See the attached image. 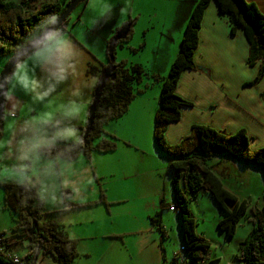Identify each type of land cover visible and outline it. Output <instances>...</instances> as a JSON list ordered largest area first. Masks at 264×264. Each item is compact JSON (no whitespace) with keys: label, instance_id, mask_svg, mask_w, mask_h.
Here are the masks:
<instances>
[{"label":"crops","instance_id":"crops-1","mask_svg":"<svg viewBox=\"0 0 264 264\" xmlns=\"http://www.w3.org/2000/svg\"><path fill=\"white\" fill-rule=\"evenodd\" d=\"M163 1L174 2L172 5H175V13L172 18L171 15L170 18L164 15L157 23L162 34L153 47L155 57L157 55L155 61L148 62L147 58L144 60L143 57L134 58L135 55L149 50L147 28L141 32L143 44L141 41L136 44L137 32H134L131 41L120 47L122 64L141 66L147 74V82H143L145 78L142 77L137 87L141 94L132 100L128 110L120 118L108 121L104 125L103 134L101 132L97 134L98 139L111 146L112 150L106 152L94 150L92 154L90 152L87 155L89 161L91 159L94 161L96 154L104 158L94 167L95 185L100 186L102 183V186L91 193L90 199L84 198V191L78 197L72 190H67L70 200H64L61 193H58V196L50 192L41 195L36 188L38 197L41 196L43 199L40 198L43 210L39 213H55L41 216L39 223L51 222L61 227L66 238L75 242L78 255L74 264H122L120 259L123 258V250L130 256V260L137 261V264H167L166 253L169 254L167 247L171 244L175 228L178 229L180 242L178 240L177 247L175 244L177 239L172 241L174 245L172 255L179 256L184 251L180 219L174 208L172 171L168 159L158 150L153 138L161 84H154L148 77L152 79L154 76L167 77L171 64L180 52L186 25L198 0ZM248 1L255 3L264 14V0ZM157 16L155 13L154 18ZM128 19L125 14L109 19L105 25L106 37L102 42L98 40L97 50L93 48L90 39L86 38V33L82 44L71 37L70 30L65 29L62 32L65 39L74 42L75 48L62 44L59 38L53 41L59 53L63 48L67 49L70 52L69 59H74L73 62L77 65V77L73 78L75 82L59 89V94L65 101L77 106L76 111L73 112L71 108L62 113L51 111L43 113L37 107L25 113V97L17 95L18 91L14 90L5 103V109L10 113V121L8 120V126L0 142V155L3 156L4 153L11 155V149L19 144L14 137L20 130L37 133L43 137L48 132L56 133L51 129L53 126L68 125L74 127L77 132L76 139H71L72 143L80 140L81 129L87 123L89 106L97 84L94 74L104 66L103 53L106 51L108 41L115 35L117 29L127 21H133L131 15ZM163 42H167L168 45L164 46L163 54L159 55ZM248 54L249 44L243 29L238 28L235 34H232L229 19L219 13L217 3L212 1L204 11L199 43L194 55V62L203 72L195 71L196 73L190 76L189 70H185L180 77L176 94L192 105L181 107L179 121L167 127L165 139L169 145H179L190 135L193 126L203 125L228 135L244 130L252 139L253 143L250 144L252 150L264 148V81L256 89L242 90V87L253 79L247 77L244 70L247 69ZM28 64H31L30 70L37 66L35 63ZM52 68L49 67V72L57 71H51ZM41 70V68L38 70L40 79ZM28 73L26 69L18 73L21 76L15 79V86L24 85V78ZM18 80L23 83H18ZM73 92H78V95H72ZM46 114L53 122L42 121L41 116ZM13 119L14 121H11ZM42 145L44 144H38L36 148ZM37 156V163L41 169L57 163L56 160L48 161L40 155ZM209 161L213 172L228 191L239 199L259 205L264 203V179L257 167L243 166L225 156L213 157ZM64 188L62 185V189ZM4 196L0 191L1 203ZM197 198L206 201L205 205L210 211L214 209L218 224L224 213L211 195L202 192L194 200ZM103 204H107L106 210ZM113 213H118L122 219L117 222ZM243 219L246 224L242 223ZM243 219L231 240L218 229V225L216 227L218 234L223 236L222 239L233 242L232 253L235 260L240 245L248 240L253 231L249 218ZM13 221L14 219H11V223ZM197 221L198 219L196 223ZM34 223L33 221L29 235L33 233L36 225ZM0 232L6 235V246L9 251L21 257L28 254L31 242L23 229L18 230L16 225L11 224L8 228L0 226ZM43 243L41 240L39 245ZM18 248L24 251L23 254L17 252ZM37 260L38 264H59L53 262L50 255H44L43 251L37 254Z\"/></svg>","mask_w":264,"mask_h":264},{"label":"trees","instance_id":"trees-1","mask_svg":"<svg viewBox=\"0 0 264 264\" xmlns=\"http://www.w3.org/2000/svg\"><path fill=\"white\" fill-rule=\"evenodd\" d=\"M71 1L19 0L14 2L0 0V56L11 55L12 58L19 52H14V50L37 30L36 26L41 21L53 16L57 18L66 10ZM212 1L217 3L219 13L229 19L232 34H235L238 28L243 29L249 44L250 60H260L261 73L264 74V14L258 6L248 0H198L186 25L180 52L171 64L167 77H153L157 80L156 82L161 84L160 104L155 114L153 138L158 150L168 159L172 171L171 185L181 224L183 252L189 263L205 264L208 260L210 242L197 234L196 219L190 209L191 202L203 192L211 195L215 203L222 209L224 217L218 223V229L225 233L228 240L234 238L239 222L243 218H249L253 225V231L248 240L240 245V251L236 258L243 264H264V203L262 206H258L248 200H240L224 187L209 164L211 158L225 156L243 166L257 167L264 179V148L252 151L249 137L244 130L234 135H228L203 125L193 126L190 135L183 139L179 145L171 146L165 139L167 127L171 123L179 121L181 117L180 108L192 105L176 94V88L185 70L196 69L194 54L199 43V31L204 11ZM68 24L69 19L57 32L65 31ZM56 33L53 35L54 37H56ZM123 42L125 41L119 42L117 47H121ZM107 48L108 46L106 53ZM108 66L109 63L94 74L97 81ZM116 75V79L109 81L102 93L96 111L95 124L88 140L83 141L84 127L81 129L78 143H73V150L61 154L59 147L47 153L40 149L39 155L43 159L51 161L61 157L71 161L80 154L87 156L92 150L100 152L112 150L111 146L105 144L92 148L89 141L93 132L97 131L96 134L99 132L103 134V127L108 121L120 118L128 110L132 100L141 94L137 88L135 89V85L138 86L142 77L147 76L141 66L125 64L117 66ZM262 75L255 82L247 83L246 86L256 84ZM8 186L10 191L7 186H3L4 209L12 213L16 228L23 229L24 233L28 234L31 245L25 258L30 261L29 264H38L37 254L41 251L44 255H50L53 262L74 264L78 255L75 242L66 238L61 227L51 222L39 223L41 216L55 213H39L43 210V205L37 190L28 183ZM33 221L36 225L32 235H29L30 229L33 228ZM41 240L44 243L40 246ZM6 242L7 239L5 244ZM0 259L9 264L2 255H0Z\"/></svg>","mask_w":264,"mask_h":264},{"label":"rangeland","instance_id":"rangeland-1","mask_svg":"<svg viewBox=\"0 0 264 264\" xmlns=\"http://www.w3.org/2000/svg\"><path fill=\"white\" fill-rule=\"evenodd\" d=\"M6 1L18 2L19 0H6ZM173 3L174 2L172 1H163V0H88L86 4L79 5L75 9V11L71 14L69 18V24L66 25L65 29L70 30L71 37L73 39L78 40V42L81 43L84 40L85 33L87 35L86 38L90 39V34L96 29L97 25L101 21L105 20V18H108L109 20L112 17L117 16L119 14H125L126 18L128 19V17L131 15V20H133L131 22L132 23L131 32L129 34V37L123 43L125 44L129 43V41H131L132 39L131 35H133L134 32H137L135 36V38H137L136 44H138L140 41L141 44H143L144 42L142 41L143 33L141 32L143 30H146L144 28H147L148 32L146 39L148 41L149 50L147 52H141L140 54L135 55L134 58L143 57L144 60L145 58H147L148 62H150V60L155 61L157 55L155 57L153 47L156 46V41L159 40L160 35L162 34L159 30V24L157 25V23L159 19L161 20V18L164 15H166V17L168 18H170L171 15L172 18L173 14L175 13V7H174L175 5H172ZM155 13L158 14L156 18H154ZM126 23H129V21H127ZM51 38H54V36H52ZM110 40L108 41V43L110 42ZM90 42L93 44L92 45L93 48L97 50V46L99 43L98 39H90ZM82 44L84 43L82 42ZM166 45H168L167 42H163L161 46L162 50L159 55L163 54V48H165L164 46ZM69 53L70 52L65 48H63L60 51L59 59H57L56 61V64L59 67H63L67 63H73L74 59H69L70 57ZM120 53H121L120 46H118L116 47L114 52L115 66L122 65V61H121L122 59ZM10 59H11V55L0 56V75ZM108 63L109 61H108L107 53L105 51V53H103L102 64L106 66L108 65ZM194 64L196 66V69L189 70L190 76H192V73H194L195 71H197L198 73L203 72L202 69L197 67V64L195 62ZM30 65L31 64H26L25 66V69L28 70L29 73L28 75H26V78H24V85L21 84L19 86L17 85L15 86V79L7 83V98L13 94L14 90L18 91L17 95L24 96L26 100V105L24 108L25 113H29L34 108L37 107H39L40 108L39 110H41L43 113H48L50 111L52 113L53 112L62 113L63 111H67V109L77 107L74 103L65 101L64 97L59 94L60 87L61 86L65 87L66 85L75 82L74 79H76L77 75L74 76V79L73 78L69 79L64 85L58 86L54 92L50 93L43 100L37 101L34 98V93L31 91L32 89L31 85L34 79H40L38 73L40 67L35 66L33 70H30L31 68ZM260 65H261L260 60H256V59L250 60V52H249L248 61L246 63L247 69L244 70L247 77L251 79L253 78L252 81L250 82H255L256 79L260 75H262ZM52 70H57V68L53 67L51 71ZM13 73H15V69L13 70ZM20 76L21 74H17V79H19ZM144 78L145 79L143 80V82H147L146 80L147 77ZM148 78H150V81L153 82L154 84L158 83L156 82L157 80L155 78L154 79H152L151 77ZM263 81H264V74L256 84H254L253 86H248V85L246 86L247 84L246 83L245 86L242 87V90L256 89V87L260 86L263 83ZM137 87L138 86L135 85V89ZM41 91H43V89H41ZM9 115H10L9 110L5 109V116L2 121V126L0 127V142L1 139L4 137L3 133L5 131V128L8 126ZM41 119L42 121L49 120L50 122H53L52 119L51 120L49 119L48 114L42 115ZM11 121H14V119ZM69 127L72 126H68V125L63 127L53 126L51 127V129L52 131H56V133L48 132L46 133V136L43 137L38 136L37 133H33V132L28 133V132H24L23 130H20L18 133L17 132L15 133L16 136L14 137V139L17 143L19 142L18 146L13 147L11 149V155L6 153H4L3 156L0 155V191L3 193V196L5 195L3 186H7L8 190L10 191L8 185H13V184L20 185V184L28 183L35 189L37 188L41 195L50 192V193H54L55 196L56 195L58 196V193H61L64 200L65 199L70 200L67 190H72V192H74L78 197L80 193L84 191V198L87 199L91 198L92 196L91 193L95 189H99V187L102 186V183L100 186L95 185L94 167L98 166V162H100L101 159H104L103 156L96 154L94 156V161H92V159L89 161V158L83 154H80V156H78L73 161H68L64 158L57 157L56 159L57 163L56 164L52 163L51 166H49L46 169L39 168L40 164L37 163L38 162L37 155H39L40 149H43V152L47 153L59 147V152L61 154H66L68 151L73 150L74 146L72 140L62 135ZM96 132L97 131L93 132L92 138L89 141V145L92 148H96L101 144H105L103 140L98 139ZM250 138L251 137H249V145L253 143L252 139ZM78 141L74 143L77 144ZM38 144H44V145L36 148V145ZM93 151L94 150L91 151V154L93 153ZM210 163L211 162L209 161V164ZM62 185H64L65 187L64 189H62ZM66 193L68 196L66 195ZM238 196L242 198L241 195ZM40 198L42 199L41 196ZM3 203L4 201L2 203L0 202V226L8 228V226L10 227L11 224L16 225L14 221L11 223V219L12 220L14 219L12 213L9 212L8 210L5 209L3 210ZM205 204L206 201L202 200V198H197L196 200H193L190 204V209L192 214L195 216V218L197 217L196 219H198L197 228H196L197 234L205 237L210 242V248L208 251V260L206 261L205 264L239 263V261L237 259L235 260V258L233 257V253H232L234 250L233 242L231 243V241H226L225 238L222 239L223 236L219 235L218 230H216L218 224L214 209L210 211ZM252 204L262 206L253 202ZM105 205L107 204H103L106 210ZM52 206L53 208H55L54 204ZM3 212H5L6 214H4ZM8 213H10L11 215ZM113 214H115V220L117 222H119L122 219L121 217L118 216V213H113ZM242 223L246 224V221L243 219ZM174 239H177V243L175 244L178 247L179 235L177 228H175V232H173L172 234L173 242ZM172 241L171 244H169V246L167 247L169 251V254L168 252L166 253L168 260L167 264H190L184 252H181V255L179 256L177 254V256L173 257L172 251L174 245ZM221 241L223 242L221 243ZM16 250L20 254H23L24 252L20 250V248ZM123 253H124L123 258L120 259V263L133 264L134 262L137 264V261L130 260V256L126 254L127 252H125V250H123ZM90 261L94 263L93 260Z\"/></svg>","mask_w":264,"mask_h":264},{"label":"clouds","instance_id":"clouds-1","mask_svg":"<svg viewBox=\"0 0 264 264\" xmlns=\"http://www.w3.org/2000/svg\"><path fill=\"white\" fill-rule=\"evenodd\" d=\"M56 21L57 18L55 16L41 21V23L36 26L37 30L31 34L22 45H19L14 52H23L24 48L28 47L33 40L37 39V37L49 27L55 25ZM55 38H59L62 44L75 48L73 41L65 39L62 33L57 32L56 37L44 40L43 43L39 44L35 49L25 53L24 56L21 57V62L15 65V73L6 77L5 82L8 83L17 79V74L24 71L26 64H37V66L42 69V79H34L32 81L33 87L31 91L34 93L35 100L39 101L54 92L58 86L64 85L69 79L74 78L77 74V67L74 62L67 63L63 67H59L56 64L57 59H59V49L53 43ZM49 67H55L57 71L49 72ZM17 82L23 83V81L19 80ZM41 89H43V91H41ZM72 95H78V92H73ZM72 111L75 112L76 109L73 108ZM62 135L66 138L75 140L77 132L74 127H69Z\"/></svg>","mask_w":264,"mask_h":264},{"label":"water","instance_id":"water-1","mask_svg":"<svg viewBox=\"0 0 264 264\" xmlns=\"http://www.w3.org/2000/svg\"><path fill=\"white\" fill-rule=\"evenodd\" d=\"M88 0H72L70 5L66 8V10L57 17L56 24L49 27L46 31H44L37 39L33 40L32 43L24 48L23 52H17L7 63L3 72L0 75V126L5 116V103L7 99V83L5 82V78L8 77L13 71L15 65L21 61V57L24 56L25 53H28L35 49L39 44L43 43L44 40L51 38L58 30H60L67 20L70 18L71 14L75 11V9L81 5L86 4ZM132 23H126L122 25L119 31L112 37L109 42L107 48V55L109 58V66L101 73L100 78L97 81L96 88L93 93L92 102L89 106L88 110V118L85 126L83 141L86 142L93 130V126L96 120V111L100 104L102 93L109 81H114L117 77L116 69L117 66L114 65L115 61V49L119 42L125 41L131 32ZM35 224V223H34ZM0 264H6L0 259Z\"/></svg>","mask_w":264,"mask_h":264},{"label":"built area","instance_id":"built-area-1","mask_svg":"<svg viewBox=\"0 0 264 264\" xmlns=\"http://www.w3.org/2000/svg\"><path fill=\"white\" fill-rule=\"evenodd\" d=\"M176 208V207H174ZM6 235L0 232V255H2L9 264H29V260L16 253L9 251L5 244Z\"/></svg>","mask_w":264,"mask_h":264},{"label":"snow or ice","instance_id":"snow-or-ice-1","mask_svg":"<svg viewBox=\"0 0 264 264\" xmlns=\"http://www.w3.org/2000/svg\"><path fill=\"white\" fill-rule=\"evenodd\" d=\"M108 18H105L104 21H101L96 29L90 34V39H98L101 42L103 39L106 37V32H105V25L107 23Z\"/></svg>","mask_w":264,"mask_h":264}]
</instances>
